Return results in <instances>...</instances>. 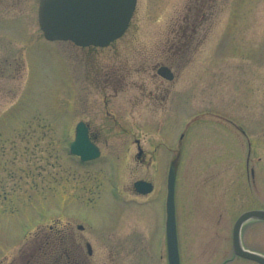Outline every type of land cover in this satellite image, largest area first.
<instances>
[{
	"label": "rangeland",
	"instance_id": "374dc122",
	"mask_svg": "<svg viewBox=\"0 0 264 264\" xmlns=\"http://www.w3.org/2000/svg\"><path fill=\"white\" fill-rule=\"evenodd\" d=\"M39 5L0 0V264L66 222L93 245L90 264H167L173 164L181 264H258L232 239L241 214L264 209V0H138L105 49L48 41ZM80 121L101 149L86 163L70 153ZM138 180L154 193L136 196ZM242 243L264 254V221Z\"/></svg>",
	"mask_w": 264,
	"mask_h": 264
},
{
	"label": "water",
	"instance_id": "95a60500",
	"mask_svg": "<svg viewBox=\"0 0 264 264\" xmlns=\"http://www.w3.org/2000/svg\"><path fill=\"white\" fill-rule=\"evenodd\" d=\"M138 0H41L39 23L50 41H70L79 47H108L120 39L127 29L135 12ZM158 74L166 80H174L169 67L163 66ZM71 152L90 161L100 156L99 148L89 136V128L80 123L76 129V139L71 144ZM143 150L140 148L139 157ZM138 192L148 194L153 191L151 182L140 180L135 183ZM176 167L172 165L168 176L167 240L170 264H180L176 205ZM251 220L264 221V210H250L243 213L233 229L234 254L264 264V255L246 249L242 243V228Z\"/></svg>",
	"mask_w": 264,
	"mask_h": 264
},
{
	"label": "flooded vegetation",
	"instance_id": "af4514ba",
	"mask_svg": "<svg viewBox=\"0 0 264 264\" xmlns=\"http://www.w3.org/2000/svg\"><path fill=\"white\" fill-rule=\"evenodd\" d=\"M69 43H71V45L77 49H91V48L92 49H99V48H95V47L83 48V47L76 46L72 42H69ZM100 49H105V48H100ZM87 125L90 129L91 139L97 144V137L93 134L90 125L88 123H87ZM143 154H144V152H143ZM137 157H138V155H137ZM133 189H134V193L136 196L146 197V196L152 195L154 193L155 186L153 188V191L149 194H146V195L138 193L135 186H133ZM117 213H118V215H117L118 217H115L112 223L108 222L109 225L113 224V225L119 226V224L121 225L122 223H124L123 217H125V216L123 215V213H120V212H117ZM133 215L134 216L138 215L137 210H136V212H135V210L133 211ZM133 215L131 212L130 218H131V216L133 217ZM141 215L142 216L144 215L145 219L148 220V218L145 214V209L142 210ZM73 226L74 225H72L71 222H66L62 227H59L58 223H55V225H51L50 231L53 233L52 234L53 238H52V235H50L52 240H50L48 242V244H47V242L44 243L45 245L47 244L48 247H47V245L42 246V244L36 245V247H34L32 250H29V253L26 254L24 251H22V253L18 254L17 256L19 258L22 257L21 261L27 260L28 263H26V264H90L89 263L90 258L93 257V255H94V247L88 241V239H86L84 236L77 237V235L74 233V227ZM96 226H98V225H96ZM60 228H62V229H60ZM77 229L80 232H84L85 227L81 224H78ZM160 230H162L161 250H162V247L164 244L166 246V253L168 255L167 241H166L165 237H163V235L165 234V224H164L163 219L161 221ZM148 242H150V241H148ZM150 244H151V242H150ZM132 247L134 248V245H132ZM37 248L41 249V251L43 252L42 255H41V253L39 255H37L38 250H40ZM158 249H156V250H158ZM42 256H43V259H42ZM45 256H46V258H44ZM161 257H162V255H161ZM17 258H15V260L9 264L16 263ZM167 264H169L168 257H167Z\"/></svg>",
	"mask_w": 264,
	"mask_h": 264
}]
</instances>
